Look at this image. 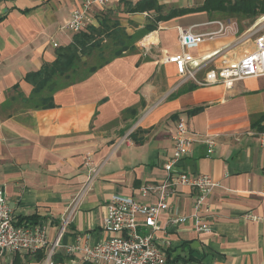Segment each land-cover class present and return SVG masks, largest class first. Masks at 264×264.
Here are the masks:
<instances>
[{
    "label": "crops",
    "instance_id": "obj_1",
    "mask_svg": "<svg viewBox=\"0 0 264 264\" xmlns=\"http://www.w3.org/2000/svg\"><path fill=\"white\" fill-rule=\"evenodd\" d=\"M130 1L139 0L96 8L88 26L111 13L132 35L154 21V12H128L125 2ZM255 1L264 7V0ZM157 2L162 15L191 11L157 21L137 39L136 51L55 91L52 106L35 107L23 100L33 89L27 76L54 61L57 49L72 41L75 33L62 26L81 0H0V187L15 223L41 222L49 241H58L52 264H92L81 260V252L66 249L108 238L103 222L113 195L151 204L161 184L176 173L209 174L220 185L199 215L211 230L195 226L198 190L178 185L159 216L156 242L176 264H264V76L236 81L231 88L205 86L185 80L167 60L183 50L196 57L213 55L197 72L203 79L207 69L255 47L242 36L264 14L240 23L201 9L206 0ZM245 20L256 21L243 26ZM184 31L218 33L186 48L180 43ZM180 119L189 122L196 141L169 173ZM206 136L216 140L211 156L202 141ZM90 168L97 173L78 200ZM177 216L187 219L176 222ZM139 221L141 232H149ZM0 264L49 263L47 251L39 250L0 253Z\"/></svg>",
    "mask_w": 264,
    "mask_h": 264
},
{
    "label": "built area",
    "instance_id": "obj_2",
    "mask_svg": "<svg viewBox=\"0 0 264 264\" xmlns=\"http://www.w3.org/2000/svg\"><path fill=\"white\" fill-rule=\"evenodd\" d=\"M121 1L123 0H81L80 7L73 10L71 19L62 26V29L74 33L83 31L88 27L90 14L96 8L107 7ZM222 30L223 28L219 32ZM217 33L192 34L184 31L180 35V43L183 47L193 48L198 46L204 38H212ZM242 38L253 40L255 47L238 58L224 59L218 68L207 69L204 78L200 80L197 78V72L208 65L213 55L196 57L189 51L183 50L170 55L167 60L175 64L178 73L185 80L191 79L205 86L224 84L231 88L236 81L264 76V16L248 28ZM57 45L54 42V46ZM195 141L196 138L192 134L189 122L185 119L178 120L173 134V155L166 165L169 173L174 171V168L189 155ZM202 141L207 144V154L211 156L216 145L214 136H206ZM90 170L91 176L88 184L82 189L77 197L78 200L97 173L96 169L90 168ZM178 185L190 186L198 190L193 214L195 226L199 231H210V225L202 221L199 210L208 195L220 183L209 174L178 172L161 184L159 198L155 203L146 204L130 196L113 195L107 203V214L103 222L104 229L109 232L108 238L95 245H69L66 249L67 253L81 252V260L92 264H176L167 258L161 246L156 242L155 231L158 228L159 216L169 207L168 198L173 188ZM141 192L146 195L147 186L142 187ZM247 215L258 219L252 213ZM139 218L143 219V225L149 229V232H141ZM186 219L187 216L174 218L176 222H184ZM57 242L49 241L46 226L41 222L16 224L6 192L3 187H0V253L46 250L48 263L52 264L51 257L58 245Z\"/></svg>",
    "mask_w": 264,
    "mask_h": 264
},
{
    "label": "trees",
    "instance_id": "obj_3",
    "mask_svg": "<svg viewBox=\"0 0 264 264\" xmlns=\"http://www.w3.org/2000/svg\"><path fill=\"white\" fill-rule=\"evenodd\" d=\"M125 5L128 12H154V21L131 35L118 18L111 16V13L104 14L98 25H90L86 30L75 33L69 44L59 47L54 61L27 76L33 89L29 97H23L25 103L35 107L52 106L55 91L88 77L117 57L136 51L137 39L155 29L157 21L191 11H171L168 15H162L157 0L130 1ZM200 8L215 10L238 20L255 19L264 14V7L255 0H206ZM200 109L202 107L195 111ZM43 257L41 253L39 259Z\"/></svg>",
    "mask_w": 264,
    "mask_h": 264
},
{
    "label": "rangeland",
    "instance_id": "obj_4",
    "mask_svg": "<svg viewBox=\"0 0 264 264\" xmlns=\"http://www.w3.org/2000/svg\"><path fill=\"white\" fill-rule=\"evenodd\" d=\"M241 21H242V20H239L240 23H241ZM253 21H254V20H252V21H248V22H247V21L245 20L242 24H243V26H246V25L249 24V23L251 24ZM255 21H256V20H255ZM255 21H254V22H255ZM254 22H253V23H254ZM247 40H248V39H243V43L247 44Z\"/></svg>",
    "mask_w": 264,
    "mask_h": 264
}]
</instances>
